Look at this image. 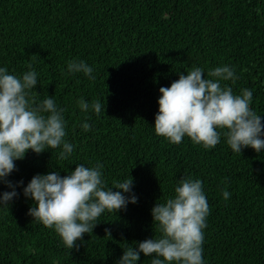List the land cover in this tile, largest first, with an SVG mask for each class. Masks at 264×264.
<instances>
[{
  "label": "trees",
  "instance_id": "obj_1",
  "mask_svg": "<svg viewBox=\"0 0 264 264\" xmlns=\"http://www.w3.org/2000/svg\"><path fill=\"white\" fill-rule=\"evenodd\" d=\"M74 59L92 67L95 79L69 74ZM222 65L237 79L221 85L237 95L251 90L250 107L264 117V0H0V68L17 77L35 70L37 99L53 97L65 109V140L74 146L65 160L61 149L29 150L15 162L7 179L23 185L0 206V264H118L125 242L160 235L151 210L189 177L202 181L209 205L204 264H264V150L234 153L223 135L211 149L187 136L172 144L154 131L161 87L193 67L207 76ZM80 99L105 107L99 115L84 112ZM98 162L108 187L130 175L138 201L103 213L93 233L77 241L79 250H70L27 214L34 202L23 188L37 174L63 177ZM11 190L0 183V193ZM152 258L141 253L137 264Z\"/></svg>",
  "mask_w": 264,
  "mask_h": 264
},
{
  "label": "clouds",
  "instance_id": "obj_2",
  "mask_svg": "<svg viewBox=\"0 0 264 264\" xmlns=\"http://www.w3.org/2000/svg\"><path fill=\"white\" fill-rule=\"evenodd\" d=\"M67 70L69 74L83 73L95 79L93 68L82 60H70ZM236 79L234 69L228 65L210 69L207 76L200 67L179 74L170 87L159 89L155 134L172 144L181 143L187 136L205 149L215 148L223 135L234 153L241 154L244 148L260 153L264 150V117L250 107L253 92L243 89L237 95L231 87L221 85V81L234 83ZM37 83L35 70L17 77L9 74L7 68H0V183L12 189L0 193V206L8 207L17 197L15 188L23 181L14 184L7 177L17 170L15 162L23 160L29 150L39 155L61 149V160L74 151L73 144L65 140V109H58L53 97L39 101L40 94L34 90ZM77 103L82 111L91 109L97 115L105 107L99 100L91 105L84 99ZM81 127L85 132L91 130L87 122ZM132 188L130 175L108 187L98 162L94 167L78 164L63 177L54 170L37 174L23 188V195L34 202L27 213L33 221L53 229L65 247L78 251L77 241L93 233L103 213L116 214L126 210L128 204L137 203ZM174 193L164 203L157 201L151 210L153 231L155 227L160 235L154 232L153 238L132 245L125 242L118 264H137L141 253L145 257L154 254L151 264H204L202 246L209 205L202 181L182 178ZM223 197L229 199L230 193L223 191ZM105 237L111 239L108 228Z\"/></svg>",
  "mask_w": 264,
  "mask_h": 264
}]
</instances>
